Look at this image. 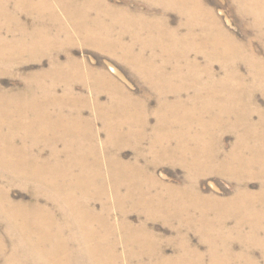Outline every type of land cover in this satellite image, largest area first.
<instances>
[{
    "label": "bare ground",
    "instance_id": "bare-ground-1",
    "mask_svg": "<svg viewBox=\"0 0 264 264\" xmlns=\"http://www.w3.org/2000/svg\"><path fill=\"white\" fill-rule=\"evenodd\" d=\"M10 1H13L12 4L16 9V12H11V14L30 13L34 20L36 18L38 22L46 23L51 28L55 27V36H64L66 43H71L72 35H74V38L93 45L100 52L108 55L117 54L122 62L126 61L142 75L143 81L150 85V90H154L155 95L159 98L157 101L159 110L164 107L171 112L173 123H176V119H183L185 122L183 125L186 124V121L189 123L182 135L174 137L169 133L162 136L159 133L150 139L149 148L146 147L145 151L154 157L155 161H158L153 164H165L163 160L171 163L177 158L181 165L187 168L191 167L192 170L193 168L196 169L195 179L202 175L219 174L235 179L243 185L251 181L257 182V191L249 192L246 188L239 189L236 192L238 197L231 204L214 202L217 207L216 210H213L217 213L216 219L211 222L207 219L206 222L202 220V227L195 229L212 250L221 245L219 251L223 255L216 252L212 253L210 264H256L248 251L253 247H259L264 252V112L238 105L234 94V89L245 87V80L238 73L239 63L246 64L252 71L253 87L264 90V59L257 57L252 44H248L244 48L238 44L214 12L206 7L203 0H155L163 9L175 12L182 21L179 31H172L167 28V18L162 17L158 22L152 17L142 16V30L147 31L146 36L150 40L142 49V58L139 55L134 57L133 53L131 55L132 47H126L122 39L103 41L102 43L106 45L100 43L102 37L110 36L112 29L116 28L111 27L112 24H117V22L123 24L126 21L124 12L121 14L111 12L106 8L104 10L98 9V4L90 0H0V20L5 22H21L20 18L9 15ZM150 1L153 2L154 0ZM234 1L238 3L241 12L248 14L253 20L259 37H264V0ZM63 21H67V24ZM106 22L110 24L108 25ZM182 30L185 32L183 33ZM120 35L124 36L125 32H120ZM24 43V40L20 42L21 47L14 42L3 43L0 48V60H20L24 52H27V58L34 59L36 52L28 51L31 46H26ZM33 43H36L33 45L34 47L45 43L44 46H48L51 52L56 54L66 52L67 47V44L60 45L56 38L48 37L46 39L36 37ZM158 43L159 45H157ZM53 45L57 47L53 48L55 47ZM154 47L160 48L162 53L171 56L170 60H184V64H173V72L168 71L167 66L170 60L156 66L153 59L146 60L144 58V52ZM8 49L11 50L6 51ZM198 58H202L203 61L198 62ZM216 63L221 65L222 77L216 76L213 71V66ZM70 67L73 68L71 72L55 73L59 68L52 63L50 69L53 70L49 73H39L33 76V79L37 78L35 87L43 89L41 100L38 99L41 104L44 100L45 102L49 101L52 105L54 100L50 98H56L53 96L56 95V87L70 85L73 82L89 84L93 87L94 96H92L97 104H99L101 93L106 92L110 107L119 105L115 108L114 113L104 112L101 107H98V116L109 123L108 129H106L108 142L104 145L103 150L106 162L101 158L102 152L98 151L93 144H89L90 147L86 152L81 151L77 156L75 155V159L66 162L63 167L42 172L40 177L20 172L17 168H10L11 170H9L6 169L7 167L2 169L0 166V180L8 175L12 183L23 181L41 186H33V197L35 199L44 198L56 204L61 215L65 213L78 218L76 227L87 235H89V224L92 223L93 219L91 217L93 210L90 205V198L94 201L100 198L103 179L106 178L104 170L107 171V178L110 177L117 201L121 199L119 190L132 186V189L140 194L142 208L150 217L172 219L170 214L179 212L181 213L180 217L186 219L188 217L187 209L177 199H174V189L153 180V175L150 177L147 173L148 166L142 167L141 188L134 183L138 179L135 176L136 168L121 160L118 152L123 145H128L127 136L132 134L123 135L116 132V128L124 127L125 123L128 125L130 121L127 118L129 117L134 118L135 121L138 120L136 113L127 110L129 109L128 106L122 105L131 103L122 87L106 73L88 70L85 64L73 63ZM110 71L113 72V69ZM46 79L50 81V86L47 89H45L47 86L44 84ZM73 87L66 88L64 96L75 93ZM189 90H191L192 95L189 94ZM5 95L15 96L11 93ZM23 95L28 97L33 94L30 92ZM182 95L186 97L185 100ZM170 96H174L173 102L169 100ZM76 100L82 103L81 99ZM76 100L75 102H78ZM33 103L31 98L21 101L11 98L7 103L8 105L0 103V133H2L0 150L18 148L17 138L22 140L21 145H23L25 143L23 139H26V136H33L36 139L40 135L54 134L57 129L65 137L70 132L68 124H66L68 122L79 125L80 133H78L81 136L87 138L88 133H91L88 132L85 123L73 120L65 121L60 115L57 121L63 122L62 126L52 128L50 125L52 121L49 119L50 114L47 113L46 109L38 110L39 108L33 113L31 111L33 110L31 109ZM35 103L37 104V102ZM57 112L60 114L59 108ZM255 113H258L260 117L258 123H254L252 120ZM111 119L113 122H110ZM228 121L236 122L234 128L239 129V137L236 145L233 146L234 151L229 152L224 157L225 159H220V152H211L206 148V144L212 134ZM165 124V118L160 116L155 127L156 130L159 131ZM142 127L143 132L146 127L145 121H142ZM3 133L6 134V139H2ZM20 133H24V136H21ZM141 140L143 141V137L142 139L137 138L134 146L138 147ZM172 141L176 142L173 149L170 147L174 143ZM76 149L81 150L82 148L76 147ZM66 152L71 154L69 149ZM75 167L78 168L77 173L74 171ZM96 183L98 184L97 188ZM190 186L194 191L192 194L189 192L185 198L194 201V206L200 216L202 214L206 218L209 211L208 204H205L200 194L197 195L195 182L194 184L190 183ZM158 188H161L162 191L153 194V190ZM186 194L187 192L183 193V195ZM60 195H62V199L58 202L56 199L60 200ZM78 197H83L89 201L80 202L77 200ZM123 204V201L121 205L118 204V209L121 211H123ZM188 206L190 209L193 208L191 203H188ZM65 207L66 211L64 210ZM23 208L21 202L14 203L11 201L8 191L0 186V220L5 226V236L11 244H7L3 236L0 235V258L3 259L4 264H22L23 259L32 264H67L68 255L64 251L65 248L59 234L55 233L59 232L61 227L55 223L54 213L44 207L37 208L33 212L32 219L29 220L22 215ZM225 209H229L231 212ZM24 211L26 212V210ZM222 212L229 214L223 216L236 215L237 228L248 227L250 231L247 234H242L239 230L238 232L221 230L219 226H224L227 222L222 216ZM16 216H19L18 221ZM207 222L212 227H207ZM123 224L127 232L134 230L126 220ZM14 230H18L22 239L27 242L23 254L17 252L20 244L11 238ZM52 230L55 232L51 233ZM139 230H142V238L141 232L135 230L127 242H135L142 246V257L160 254V249L157 251L151 249V246H157L155 239L148 235L143 227ZM260 233H262L261 236ZM232 239L240 242L246 251L233 254L230 250L232 242L229 243ZM48 243L54 245L48 246ZM179 245L184 249L188 247L185 240L179 241ZM8 248H10V253L6 255L4 251ZM82 252H87V256L84 258L90 257L93 260L92 264L117 263L113 253L106 255L109 263H105L102 254L107 251L97 247ZM18 257L19 259H17ZM167 261L169 260L161 257L158 263L167 264ZM177 261L188 264L189 259L187 255L184 257L181 255Z\"/></svg>",
    "mask_w": 264,
    "mask_h": 264
},
{
    "label": "rangeland",
    "instance_id": "rangeland-1",
    "mask_svg": "<svg viewBox=\"0 0 264 264\" xmlns=\"http://www.w3.org/2000/svg\"><path fill=\"white\" fill-rule=\"evenodd\" d=\"M90 1L98 4V9L104 10L106 8L111 12L125 13L126 21L123 24H118L119 22H117V24H112L111 27L116 28L112 29L110 36L102 37L100 43L103 44V41L107 42L109 39H122L126 47H132L130 54L132 55L133 53L134 57L135 55H139L142 58V49L150 42L148 36H146L147 31L142 30V16L152 17L158 22L160 18L165 17L168 20L167 28L172 31H179V26L182 21L180 16L175 12L163 9L155 0L153 2L150 0ZM203 2L206 7L212 10L216 17L220 19L224 28L235 38L238 44L243 48L248 44H252L257 57L264 59V37H259L253 20L248 14L241 12L237 2L234 0H203ZM9 3V15L20 18L21 22H5L0 20V48L3 46V43L6 42H14L21 47L20 42L24 40L26 46H31L28 48V51H35L36 53L34 59L27 58V52H24L20 60L11 58V60H0V103L7 104L11 98L16 99V101L31 98L32 102H34L31 105V109H33L31 111L35 113V110L38 108V110L46 109L47 113L50 114L49 119L52 121L50 124L52 128H60L62 126L63 122L57 121L60 115L65 121L73 120L85 123L88 132L90 131L91 133H88L87 138L81 136L79 135V125L68 122L66 124H68L70 132H68L69 135L65 137H63L59 129H57L54 134L40 135L36 139L33 136H26V139H23L25 141L23 145H21L22 140L17 138L16 144L18 148L12 147L5 151L0 150L1 168L5 169L7 167L6 169L9 170L17 168L20 172L22 171L29 175L40 177L42 172L55 170L60 166L63 167L66 165V162L75 159L81 151L86 152L88 147H90L89 144H93L98 151L102 152L101 158L106 162L103 150L105 147L104 145L108 142V132L106 129H108L109 123L98 116V107H101L104 112L114 113L115 108L119 105L116 104L110 107L106 92L101 93L99 96V104H97L93 99V87L89 86V84L73 82V85L57 86L56 95H53L56 96V98H50L54 100V103L51 105L49 101L45 102L43 100L44 106H42L43 104H41L40 100L43 95V89L36 88L35 84L37 78L33 79V76L36 74L49 73V71L53 70L50 69L52 63L59 68L56 71L54 70L55 73L71 72L73 68L70 66L73 65V63L85 64L88 70L91 69L96 73L104 72L112 77V79L122 87L131 101L129 105L126 103L122 105L128 106L129 109L127 110L138 115V120L136 119L135 121L134 118L129 117L133 121L127 118L130 121L128 125L125 123L124 127L120 129L116 128V132L122 133L123 135L132 134L131 136H127L126 141H128V145H123L118 153L123 162L136 168L137 171L135 172V176L138 179L135 180L134 183L142 188V167L148 166V175L150 177L153 175V180L174 189V199H177L179 203L183 204L188 212V217L186 219L181 218V213L179 212L171 213L172 219L150 217L146 213V210L142 208L140 194L133 190L132 186L121 188L118 192L121 199L117 201L116 192L114 188H112L110 177L107 178V171L104 170L106 178L103 179L100 198L95 201L90 198V205L93 210L91 217L93 219L92 223L89 224V235L84 234L81 229L76 227L78 218L75 216H69L65 213L61 215L56 204L44 198L35 199L33 197V186L39 185H32L30 183H24L23 181L12 183L8 178L9 176L5 175V178L0 180V186L8 191L11 201L14 203H22L24 206L22 215L31 220L34 215L33 212L37 210V208L41 209L43 207L54 213V221L61 227V230L59 232L52 230L51 233L55 232L59 234V238L62 240L65 248L64 251L68 255L66 258L68 260L67 264H92L93 260L90 257L88 259L84 258L87 256L88 251H82L91 250L96 247L107 251L102 254V259L105 263H109V259L106 255L108 256V254L113 253L116 256V264H159L158 261L161 257L169 260L167 264H186L177 261L181 255L183 257L185 255L188 256V264H210L212 253L216 252L223 255V253L219 251L221 245L212 250L210 245L202 240L201 236L197 234L198 231H195V229L202 227V220L206 222L207 219L211 222L216 219L217 213L213 211L217 209L215 203L221 202L231 204L232 201L238 197L236 192L239 189L246 188L249 192L257 191V182L251 181L243 185L235 179L219 174L202 175L195 179L194 173L196 169L193 168L192 170L191 167L187 168L181 165V163L177 161V158L171 163L163 160L165 164H153L158 161H155L156 159L145 151L146 147L149 148L150 139L159 133L162 134V136L169 133L174 137L182 135L186 127L189 126V123L186 121V124L183 125L185 123L183 119H176V123H173L171 112L164 107L159 110L157 103L159 98L155 95L154 90H150V85L143 81L142 75L133 69L126 61L122 62L117 54L108 55L104 52H100L95 49L93 45L86 44L80 39L74 38V35H72V42L66 43L64 36H55V27L51 28V26L46 23L38 22L36 18L34 20L30 13L24 12L18 15H14L15 13L11 14V12H16V9L12 4L13 1ZM64 23L67 24V21ZM106 23L108 25L110 24L109 22ZM101 25L105 26L103 23H101ZM123 31L125 35L121 36L120 32ZM182 32L184 33L185 31L182 30ZM36 37H43L44 39H46V37L52 39L56 38V41H58L60 45L67 44L66 52L61 54L53 53L48 46H44L45 43H41L38 47H34L33 45L36 43L33 42ZM157 45H159V43ZM56 47L57 46L53 48ZM150 47L152 46L150 45ZM9 50L11 49L6 51ZM130 54L129 56H131ZM144 58L146 60L153 59L155 65L160 66L164 61L170 60L172 57L162 53L160 48L154 47L144 52ZM202 61V58H198V62ZM175 63L184 64V60H170L167 66L168 71L173 72V64ZM110 69H113V72H111ZM213 71L216 76H223L221 65L219 66L218 63L214 64ZM238 73L240 74L239 76H242L245 80V87L234 89L238 105H244L250 109H257L260 112H264V90L262 88L253 87L254 79L252 71L246 64L239 63ZM44 84L47 86L45 89H47L50 86L49 79H46ZM71 87L75 89V93L73 92L68 96H64L65 89H70ZM30 92H32V96L25 97L23 95L29 94ZM188 92L192 95L191 90ZM4 93L15 94V96H6ZM183 96L184 95H182V97ZM38 98H40V100ZM183 98L184 100L186 99V97ZM76 99H81L82 103ZM75 100L78 102H75ZM169 100L173 102L174 96H170ZM35 102H37V104ZM58 108L60 114L57 112ZM160 116L165 118L166 124L157 131L155 127ZM259 119L258 113L252 116L254 123H258ZM142 121L146 122V127L143 132ZM110 122H113V119H111ZM235 124L236 122L234 121L225 122L223 127L212 134V137L206 144V148L211 152H220V159H225L224 157L229 152L234 151L233 146L236 145L239 137V129L234 128ZM1 135L2 133H0V137ZM5 135L6 134L3 133L2 139L7 138ZM20 135L24 136V133H20ZM139 137L141 139L143 137V141L141 140V144L136 147L134 144ZM175 143L176 142L170 146L171 149L175 147ZM76 147H81L82 149L79 150L76 149ZM67 149L71 151V154L66 152ZM108 149L110 150L109 147ZM74 171L77 173L78 168L75 167ZM194 182L197 188V195L200 194L201 199L206 205L208 204L209 211L208 214H206V218L202 216V214L200 216L199 212L196 210L197 208L194 206V201L185 198V196L189 195V192L191 194L193 193L192 191H194V189H191L190 183L194 184ZM97 187L98 184L96 183V188ZM160 191H162L161 188L153 190V194ZM184 192H187V194L183 195ZM60 196V200L55 198L58 202L62 199V195ZM77 200L81 202L87 199L78 197ZM122 201L124 203L122 206L123 211L118 209V204L120 203L121 205ZM188 203L193 205L192 209L189 208ZM24 210H26V212ZM64 210H67L66 207ZM229 212L231 211L229 210ZM223 215L229 214L222 212V216ZM19 216H16L17 221L19 220ZM223 217L227 222L224 226H219L221 230H230L233 232H238L239 230L242 234H247L250 231L248 227L237 228L236 215ZM125 220L134 230L129 232L125 230L123 224ZM206 226H209V228L212 227L208 222ZM142 227L148 235L155 239L157 246H151V249L153 251L160 249L161 253L157 254V256L142 257V246L135 242H127L135 230L141 232L142 238V230H139L142 229ZM261 234L262 233H260V236ZM0 235L3 236L7 244L11 245L5 236V226L1 220ZM11 238L16 240L17 244H20L17 252L23 254L27 242L22 239L19 231L14 230L11 234ZM182 240L187 242L188 247L185 249L181 248L179 245V241ZM230 242H232L230 250L233 254L246 251L240 242L233 239L230 240L229 243ZM47 245L53 246L54 244L48 243ZM9 251L10 248L6 249L4 253L8 255L10 253ZM248 252L256 264H264V252L259 247H253ZM17 259H19V257ZM23 260L22 264H32L26 259ZM0 264H4L1 258Z\"/></svg>",
    "mask_w": 264,
    "mask_h": 264
}]
</instances>
